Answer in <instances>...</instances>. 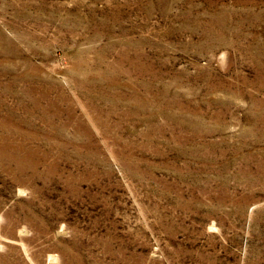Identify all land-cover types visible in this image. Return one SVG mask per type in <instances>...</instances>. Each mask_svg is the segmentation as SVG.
Masks as SVG:
<instances>
[{"label": "rangeland", "instance_id": "374dc122", "mask_svg": "<svg viewBox=\"0 0 264 264\" xmlns=\"http://www.w3.org/2000/svg\"><path fill=\"white\" fill-rule=\"evenodd\" d=\"M0 264H264V0H0Z\"/></svg>", "mask_w": 264, "mask_h": 264}]
</instances>
